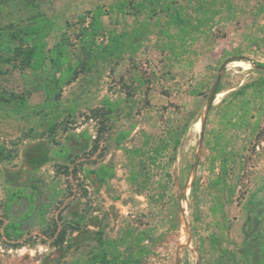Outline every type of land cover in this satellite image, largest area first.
<instances>
[{
    "label": "rangeland",
    "instance_id": "1",
    "mask_svg": "<svg viewBox=\"0 0 264 264\" xmlns=\"http://www.w3.org/2000/svg\"><path fill=\"white\" fill-rule=\"evenodd\" d=\"M99 8L108 49L69 83L28 64L31 41L0 53V264L102 247L108 264H248V214L264 255V0H0V31L47 16V49L74 63Z\"/></svg>",
    "mask_w": 264,
    "mask_h": 264
},
{
    "label": "trees",
    "instance_id": "2",
    "mask_svg": "<svg viewBox=\"0 0 264 264\" xmlns=\"http://www.w3.org/2000/svg\"><path fill=\"white\" fill-rule=\"evenodd\" d=\"M29 2V1H28ZM30 3V2H29ZM33 3V2H31ZM125 3L120 4V10H124ZM103 14V10L101 8L97 9L95 12L92 21L87 26L84 32L83 44L82 48L84 50V57L81 60H77L76 62L69 61V57L67 55V48L64 40H61L53 50L47 49V37L51 33V29L53 27V22L47 16L39 15L36 22L25 26L24 28H18L16 30L11 31H0V53L3 50L9 49L11 43L13 41H31L32 47L27 52L28 64L31 65L34 69H44L46 65L50 62L52 69L55 74L60 73L61 78L60 81L62 83H69L71 77H76L77 74L90 67L93 61L97 58V54L99 52L106 51L108 47H104L103 43L100 42L101 34L103 33V22L101 15ZM113 40H117L118 38L113 37ZM115 42V43H116ZM52 52V54L49 53ZM3 59L2 57L0 60ZM57 92V91H56ZM49 94L50 90H49ZM5 101L11 102V98H6L1 96ZM24 104V103H23ZM212 107V106H211ZM95 117L97 116H105L107 112L101 108L95 109L93 111ZM179 141V140H178ZM24 190L18 189L16 192L12 194L14 198H20L25 195ZM28 199L29 196L25 195ZM35 209V206H30V211L26 212L23 216L25 218H29L32 215V211ZM253 218L250 214L247 215L245 221V238L244 244L245 249L243 250V257L248 264H264V255L261 253L260 248L256 245L255 242L251 241L250 234L251 232L248 230V226L252 223ZM100 241L104 242L103 231H99L98 233ZM110 252V248L102 247L101 252L94 253L93 263L99 264H108L109 257L108 253Z\"/></svg>",
    "mask_w": 264,
    "mask_h": 264
},
{
    "label": "water",
    "instance_id": "3",
    "mask_svg": "<svg viewBox=\"0 0 264 264\" xmlns=\"http://www.w3.org/2000/svg\"><path fill=\"white\" fill-rule=\"evenodd\" d=\"M228 62H229V60L225 61L222 64V66L220 67V71H219V75L217 77V80H216V82H215V84H214V86H213V88H212V90H211V92H210V94L208 96L206 115H207V113L209 111V108L211 107V105L213 104V102L215 100V96L217 94V90H218V87H219V84H220V81H221V71L225 68V66L227 65ZM204 136H205V120L203 121L202 128H201V135H200V140H199L200 147L203 144ZM198 161H199V155H197V157H196L195 166L198 164ZM182 198H183V195L180 196V200H182ZM177 262L179 263V258L177 259Z\"/></svg>",
    "mask_w": 264,
    "mask_h": 264
}]
</instances>
